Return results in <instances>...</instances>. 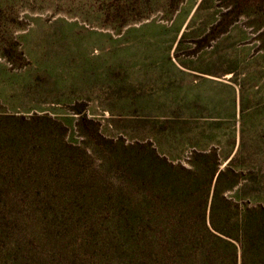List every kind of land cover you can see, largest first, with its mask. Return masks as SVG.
I'll return each mask as SVG.
<instances>
[{
    "label": "rangeland",
    "instance_id": "374dc122",
    "mask_svg": "<svg viewBox=\"0 0 264 264\" xmlns=\"http://www.w3.org/2000/svg\"><path fill=\"white\" fill-rule=\"evenodd\" d=\"M227 3L0 0V191L49 175L45 217L1 196L0 264H177L154 187L197 153L264 206V0Z\"/></svg>",
    "mask_w": 264,
    "mask_h": 264
},
{
    "label": "trees",
    "instance_id": "16d2710c",
    "mask_svg": "<svg viewBox=\"0 0 264 264\" xmlns=\"http://www.w3.org/2000/svg\"><path fill=\"white\" fill-rule=\"evenodd\" d=\"M227 1L229 3L220 5L227 10L222 18L232 17L236 10L233 18L243 14L242 0H236L232 7L229 4L234 0ZM235 19H231L229 24ZM223 24V19L219 20L213 29ZM49 149L45 138L42 145V163L45 165L50 159ZM195 156L201 161L190 165V169L165 164L163 179L158 180L154 187V194L162 200L160 216H168L158 221L162 242L176 253L177 264H264V206L258 201L257 190L260 177L254 179L248 203L242 204L238 198L247 192L249 186L242 183L241 174L233 169V159L219 170L214 151ZM48 179V173H43L39 179L29 173L10 175L12 186L5 192L0 191V199L4 196L2 203L12 207L20 202L28 210L29 217L33 204L44 193L41 198L45 217L49 206L48 194L44 190L36 192L34 186L38 180L46 190ZM20 182L28 185L22 189Z\"/></svg>",
    "mask_w": 264,
    "mask_h": 264
}]
</instances>
